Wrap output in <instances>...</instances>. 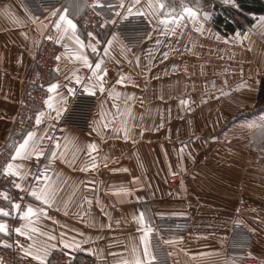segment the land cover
Here are the masks:
<instances>
[{
	"label": "crops",
	"instance_id": "1",
	"mask_svg": "<svg viewBox=\"0 0 264 264\" xmlns=\"http://www.w3.org/2000/svg\"><path fill=\"white\" fill-rule=\"evenodd\" d=\"M227 1L240 10L236 0H154L165 7L154 18L146 16L152 24V38L130 48L117 35L120 43L114 42L111 58L106 59L105 89L115 87L124 95L114 101L108 91L100 92L97 88L98 102L87 130L61 122L72 95L68 89L75 91L78 85L66 77L77 70L83 78L84 68L65 55L63 45L67 44L70 52L77 47L75 42L68 37L61 41L59 71L54 70L49 83L60 85L56 92L49 93L53 96V108L46 107L44 112L50 115L28 131L47 132L62 145L67 142L69 161L73 159V145L86 148L95 143L97 152L93 155L98 159L96 169L87 172L80 170L88 161L84 152L76 154L75 164L60 158L52 161L49 175L58 172L69 189L73 184L79 186L81 181L88 187H78L79 206L71 208L68 215L63 207L59 211L50 208L53 219L40 218L37 226L57 237L51 242L57 247L50 255L62 250L61 233L75 240L86 239L88 243H81L71 253L89 259L92 264L127 260L133 247L142 253V226L133 217L143 211L151 228L158 214L191 215L188 234L164 235L174 264H248L226 258L225 241L234 221L253 231L251 256L259 260L258 264H264V130L259 126L264 118L238 116L258 101L264 73V30L257 24L264 14L247 13L254 19L252 24L245 30L227 32L215 20L218 14L231 20L223 9ZM145 2L141 0L142 4ZM211 4L214 6L210 9ZM216 4L220 6L217 8ZM64 5L71 6L70 18L78 24L86 8L84 2L67 0ZM187 6L198 8L201 17L208 13L207 20L193 21L185 15L175 34L159 23L165 15H179ZM47 14V9L36 14L25 0H10L0 6V149L6 144L24 96L42 42L41 33L49 34V29L39 23ZM200 24L204 27L202 33L196 30ZM112 33L111 27H106L105 43ZM237 34L246 38L241 41ZM76 35L87 44L79 24ZM157 39L160 44H156ZM121 44L131 51L122 53ZM84 52L94 64L97 58L90 48ZM164 52L168 53L167 59ZM135 57H140L139 64ZM121 76L129 79L118 85L116 81ZM125 95L134 98L128 102L131 119L124 116L134 136L127 140L111 128L99 130L102 111L109 120L116 115L114 122L118 124L120 117L113 105L119 103L120 112H124ZM181 99L192 102L191 110L181 105ZM57 108L61 112L58 118ZM253 123L255 126H247ZM41 147L48 153V139L42 141ZM23 163L32 172L37 165L42 169L49 161L41 157L39 161L33 158ZM122 187L128 192L119 191ZM81 196L91 200V204L80 201ZM39 203L36 200V207ZM27 243L30 241L24 244Z\"/></svg>",
	"mask_w": 264,
	"mask_h": 264
},
{
	"label": "snow or ice",
	"instance_id": "2",
	"mask_svg": "<svg viewBox=\"0 0 264 264\" xmlns=\"http://www.w3.org/2000/svg\"><path fill=\"white\" fill-rule=\"evenodd\" d=\"M87 7L96 10L100 9L95 13L97 19V25L103 30L108 27L109 24L115 26L118 20H126L129 16H147V17H156L159 13L160 9H163L165 5L163 3L154 2V0H146L145 3H141V0H120L118 8L120 10L113 12L112 9L116 8L117 5L108 3H102L101 0H92V3L87 5ZM47 15L44 17V20L39 21V23L45 29L54 30V34H45L41 33L42 39H46L52 41L56 45H60L61 41L68 37L69 39L75 42L76 48L72 49L70 52L68 51V45L64 44L65 55H69L70 58L79 62L82 66L86 67L89 72L92 74L90 77L82 78L79 76L77 70H73L70 73L69 77L75 80L76 84H80L83 86L84 91L91 96L96 95V90L100 92L108 91V95L113 98L114 101H119L121 96L124 95L119 93L113 87L111 90H106L104 86V80L107 75V68L105 67L106 59L110 57V51L114 42L120 43L118 40V36L116 33L111 34V38L107 39L106 43H103L99 39H96L95 43L89 42L85 44L79 36L76 35L78 32V24L74 21L72 16V8L71 6L61 5L60 7H52L47 9ZM192 19L193 21H198L203 19L204 21L208 18V13H204V16L201 17L199 14V9L191 6L183 7L182 13L179 15H172L171 13L164 16L163 19L159 21L160 24L165 26V29L173 34H175L179 27H182L181 21L184 19V16ZM112 16V19H107L105 17ZM29 19L36 21L39 20L38 17H29ZM101 19H103V23H101ZM19 22V21H18ZM171 25H175L172 27ZM257 27L260 30H264V16L259 18ZM198 32H203L204 27L203 24H200L197 29ZM97 36L99 33L96 34ZM88 36L90 38L95 39L93 32H89ZM151 39L152 37L149 35L148 37ZM237 38L241 41L246 37H241L240 34H237ZM217 39H220L217 36ZM35 44V41L33 42ZM225 43H228L226 40ZM156 44H160V40H156ZM100 46L103 47V53H100ZM91 49L93 54L97 55V59L95 63L89 61L88 56L85 54V49ZM122 53L128 52L131 50L124 49V46L121 44ZM133 55H135L133 53ZM163 56L165 59L168 58V53L164 52ZM61 55H55V62L57 67L54 69L55 71H59V62L61 61ZM136 63L139 64L140 57H135ZM131 62V61H130ZM120 63V61H117ZM126 79H129L125 76H121L116 84H123ZM85 80L87 82L85 83ZM60 85L58 83H51L47 86V92L53 93L58 90ZM69 93L75 94L74 89L69 88ZM221 95H224L221 92ZM163 97H161L162 99ZM134 99L133 97L124 96V112H120L119 103H114V107L117 109V114H119V122L115 123L116 115H113L112 119L109 120L107 114L105 112H101V120L102 123L99 124V130L111 128L116 133H122L123 139L127 140L129 138H133L132 127L129 126L128 120L124 119V116L127 115L129 119L132 117L131 108L129 106V101ZM53 96L48 95L44 100V104L46 107L51 110L53 108ZM182 106H186L188 110L192 108V102L187 99H181L180 101ZM60 109H56L57 118L60 116ZM50 115V113L45 112H37L35 115L36 125L39 126L43 122L44 118ZM248 127H253L255 124H249ZM262 130H264V121H261L260 125ZM51 130V125L49 129ZM141 135L143 134V130H141ZM44 139H48L51 144V148L46 153L45 149L41 147V143ZM66 140V138H65ZM12 148L14 151H11L10 159L6 164L0 166V176L10 178L12 180V187L19 191H24L26 195L33 197L35 200L40 202V207L34 208L32 205H23L20 202H17L13 199V197L9 194L8 190L0 191V198H2L3 202L8 205V207L0 206V235L3 237H7L8 239H0V248L3 249H11L16 248L20 253L19 259L25 260V258H30L27 261V264H32V262H36V264H48V259L50 256V251L57 247V244L51 243L52 241H56L57 237L49 232L42 231L37 225L39 224L41 217H46L49 220L53 219L49 215V209L55 208L57 211L60 210L61 207L64 209V214L68 215L71 208L78 207L79 205L76 203L77 198V189L78 187L87 188L88 184L83 181L80 182V185L77 186L73 184L71 189L68 188V184L64 181L58 172H54L52 175H49V172L52 170V161L57 158L65 160V162H71L73 164L76 163L75 156L79 152H84L85 155L88 156V161L83 164L81 167V171H89L90 169H96L97 164L96 160L98 156L93 155L97 152V145L95 143H89L86 148H81L73 145V151L71 153L73 159L71 161L68 160L69 153L68 143L65 142L63 145L60 143L59 139L56 137L47 136V132L44 134H38L36 131H28L27 134L23 137L22 141L16 144H13ZM181 153L183 149L180 150ZM191 155V153H189ZM41 157L48 159L49 163L44 165L41 169L39 165H37V171L31 172L30 169H26L23 161L32 160L33 158L36 161H39ZM108 158L105 157V160ZM119 171L120 169H116ZM123 171H127V169H123ZM31 176L32 183L29 184L26 189L24 185L28 183V178ZM55 177V178H54ZM135 179V178H134ZM121 192H128L127 188H120ZM80 201L86 202L89 205L91 204V200H88L87 197L81 196ZM179 215H184L180 213ZM20 219L25 221V223L21 224L19 227L11 228L8 223L9 219ZM142 227V235L140 237L141 241L144 243V248L142 253L139 252L138 247H133L131 249L130 258L127 260L118 261L117 264H153L156 260L155 255L150 250L149 244V236L152 232V228L150 227V221L146 218V213L141 211L139 215L133 217ZM111 227V225H109ZM12 232H15L18 236L26 238L30 243L22 244L20 240L12 241L11 239ZM83 237V233L80 234ZM46 237V239H44ZM81 243H88L86 239L75 240L74 238H69L65 233H61L59 244L62 245V250H69L67 255L71 256V250L79 249L81 247ZM88 251H93L91 248ZM95 254V253H94ZM115 255V254H113ZM251 255V254H249ZM0 264H5V258L0 257ZM8 264H16L15 259L8 262Z\"/></svg>",
	"mask_w": 264,
	"mask_h": 264
},
{
	"label": "built area",
	"instance_id": "3",
	"mask_svg": "<svg viewBox=\"0 0 264 264\" xmlns=\"http://www.w3.org/2000/svg\"><path fill=\"white\" fill-rule=\"evenodd\" d=\"M10 0H0V6L9 2ZM30 6L31 10L36 14H43L46 9L52 7H60L64 5L67 0H25ZM86 5L84 13L78 18V24L83 29L86 35V42L95 43L96 39H99L105 43L104 35L106 28H101L96 23L97 11L93 10L87 5L92 3V0H82ZM102 3L117 5L112 9L113 12L120 10L118 5L120 0H101ZM213 5H209L208 8H212ZM112 19V16L105 17ZM103 23V19L100 21ZM111 30L116 33L122 42L130 47L136 48L143 43L145 39L149 37L152 31V24L146 16H129L126 20H118L115 26L109 24ZM89 32H93L95 39L88 36ZM99 33L97 36L96 34ZM49 34H54V30L49 28ZM91 50V49H90ZM60 45L54 44L52 41L42 39L39 51L34 58L32 69L29 73L27 85L24 96L19 103L18 111L13 119L8 139L6 144L0 149V166H3L10 159L13 144H16L20 137L28 130L36 126L35 115L37 112H44L46 105L44 100L49 95L47 92V86L49 85L54 69L56 67L55 55H60ZM92 53V52H91ZM100 53H103V47L100 46ZM92 56L97 58L96 54L92 53ZM81 72L83 78L90 77V72L87 68H82ZM87 80H85V83ZM74 95L70 96L69 104L64 112L61 122L77 127L80 130H87L96 109L98 98L97 95H88L83 86L78 84L74 91ZM40 167V166H39ZM37 167L32 170L36 172ZM32 178L29 176L28 183L24 186L26 189L29 184L32 183ZM8 190L13 199L21 204L27 206L31 205V196L26 195L24 191L16 190L12 187V180L7 177L0 176V191ZM0 206L8 207L0 198ZM22 220L9 219L8 223L11 228L19 227L22 224ZM191 226V220L187 215H170V214H158L156 215L152 232L150 234L152 253L155 255L156 260L153 264H174L171 257L170 248L163 239V235L169 233L185 234L189 231ZM239 233V234H236ZM251 233L245 229L241 231L231 232L232 242L229 240L226 250V258L231 261L242 260L246 262L252 261L248 254V248L251 243ZM230 237V238H231ZM239 237V238H235ZM0 239H8L0 235ZM20 240L22 244L25 243V238L18 236L15 232H12L9 242ZM68 252L63 250H55L50 255L48 264H92L88 259H81L77 254L71 253L69 257ZM248 254V255H247ZM20 253L16 248L3 249L0 248V257L5 258V264L15 259L16 264H27L29 258L25 260L19 259ZM36 264V262H32Z\"/></svg>",
	"mask_w": 264,
	"mask_h": 264
},
{
	"label": "trees",
	"instance_id": "4",
	"mask_svg": "<svg viewBox=\"0 0 264 264\" xmlns=\"http://www.w3.org/2000/svg\"><path fill=\"white\" fill-rule=\"evenodd\" d=\"M236 2L238 3L240 10L226 9L224 11L227 12L229 16H234L235 14L242 16L248 25L252 24L254 19L248 16L247 13L264 14V2L262 0H236ZM215 6H218V4ZM215 20L218 25H223L225 31L227 32H234L237 29L245 30L246 28V25L243 24L238 18L236 19L235 23L223 15L218 14ZM258 99L260 102H264V73L261 78V88L258 94Z\"/></svg>",
	"mask_w": 264,
	"mask_h": 264
},
{
	"label": "rangeland",
	"instance_id": "5",
	"mask_svg": "<svg viewBox=\"0 0 264 264\" xmlns=\"http://www.w3.org/2000/svg\"><path fill=\"white\" fill-rule=\"evenodd\" d=\"M230 1H227L225 4H227V5H225V7L223 8V9H236L235 7H233V4L232 3H229ZM214 6V5H213ZM220 6V4H218V6H216L217 8ZM239 19V20H241V22L243 23V24H245L246 26L248 25L247 24V22H246V20L242 17V16H240V15H238V14H235L234 16H231V20H232V22H235L236 23V19ZM253 18V17H252ZM260 88H261V86H260ZM259 94V93H258ZM247 116V117H262V118H264V102H260L259 101V99H258V101L254 104V105H252V106H250V108H247V109H244V110H242L241 112H239L238 113V116ZM38 203V202H37ZM31 204L34 206V207H36V200H34V202H33V198H31ZM36 204V205H35ZM40 204V203H39ZM39 207L41 206V205H38ZM162 214H167V213H162ZM185 215H187L189 218H190V220H191V226H190V229H191V227H192V217H191V215L190 214H188V213H184ZM170 215H177V214H170ZM154 225V224H153ZM190 229H189V231L187 232V233H185V234H181V235H186V234H188L189 232H190ZM241 229H245V230H247L248 232H250L251 233V236H250V240H251V243H250V245H249V248H248V254H251V246H252V242H253V239H254V234H253V231L248 227V226H246L245 224H243V223H241V222H239V221H234L232 224H231V226H230V230H229V233H228V236L226 237V241H225V251L227 250V245H228V242H229V240L232 242V237H231V232L232 231H235V232H238V231H241ZM169 234H175V233H169ZM236 234H239V233H236ZM166 235V234H165ZM231 237V238H230ZM236 239L237 238H239V237H235ZM163 239H164V235H163ZM165 241V240H164ZM25 242H26V238H25ZM149 242H150V244H151V240H150V238H149ZM168 245V244H167ZM169 246V245H168ZM247 254V255H248ZM248 257H250L251 259H252V261H250V262H246V261H242V260H237V261H242V262H244V263H248V264H258L259 263V260H256L257 258H254V257H252L251 255H249ZM89 260V259H88Z\"/></svg>",
	"mask_w": 264,
	"mask_h": 264
}]
</instances>
